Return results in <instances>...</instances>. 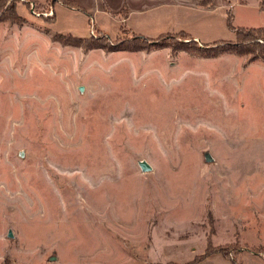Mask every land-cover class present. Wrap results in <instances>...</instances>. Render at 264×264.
<instances>
[{"label":"rangeland","instance_id":"1","mask_svg":"<svg viewBox=\"0 0 264 264\" xmlns=\"http://www.w3.org/2000/svg\"><path fill=\"white\" fill-rule=\"evenodd\" d=\"M261 24L264 0H0V264H264V72L104 47Z\"/></svg>","mask_w":264,"mask_h":264},{"label":"trees","instance_id":"2","mask_svg":"<svg viewBox=\"0 0 264 264\" xmlns=\"http://www.w3.org/2000/svg\"><path fill=\"white\" fill-rule=\"evenodd\" d=\"M231 26V25H230ZM231 28H234L231 26ZM237 32V40L234 42H215L211 46L199 44L196 40L191 39L187 34H166L158 38H145L138 35H133L131 43L126 47H122L120 41H116L112 46L109 47L111 50H143L147 49L150 44L166 45L167 41L175 38L185 46H176V42H173L172 48L174 50H186V51H203L208 54V57H216L219 54L225 52H233L242 55H249L250 60L261 58L264 60V26L249 27V28H238L235 29Z\"/></svg>","mask_w":264,"mask_h":264},{"label":"crops","instance_id":"3","mask_svg":"<svg viewBox=\"0 0 264 264\" xmlns=\"http://www.w3.org/2000/svg\"><path fill=\"white\" fill-rule=\"evenodd\" d=\"M259 26H264V24H261ZM244 28H249V27H244ZM221 55H226L228 57H236V60L237 59L239 60L238 64L240 63L239 65L242 70L249 69L250 67L255 66L256 68L264 72V60L261 58L250 60L248 55L231 54V53H223Z\"/></svg>","mask_w":264,"mask_h":264},{"label":"water","instance_id":"4","mask_svg":"<svg viewBox=\"0 0 264 264\" xmlns=\"http://www.w3.org/2000/svg\"><path fill=\"white\" fill-rule=\"evenodd\" d=\"M205 159L207 161H210L212 158L207 153V154H205ZM138 164H139V166H140V168H141L142 171H147V170H150L151 169L150 165L146 161H144V160L139 161ZM8 235H10L9 232H8Z\"/></svg>","mask_w":264,"mask_h":264}]
</instances>
